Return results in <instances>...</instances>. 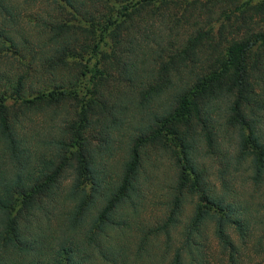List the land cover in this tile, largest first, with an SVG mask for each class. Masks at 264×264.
I'll list each match as a JSON object with an SVG mask.
<instances>
[{
	"label": "trees",
	"instance_id": "trees-1",
	"mask_svg": "<svg viewBox=\"0 0 264 264\" xmlns=\"http://www.w3.org/2000/svg\"><path fill=\"white\" fill-rule=\"evenodd\" d=\"M35 2L0 0V264H264L203 161L223 127L263 173L264 0Z\"/></svg>",
	"mask_w": 264,
	"mask_h": 264
},
{
	"label": "rangeland",
	"instance_id": "rangeland-1",
	"mask_svg": "<svg viewBox=\"0 0 264 264\" xmlns=\"http://www.w3.org/2000/svg\"><path fill=\"white\" fill-rule=\"evenodd\" d=\"M20 2V0H17ZM39 3H34L28 9L29 12L35 13L37 10H45V6L42 2L45 0H38ZM176 1H191V0H176ZM205 1V0H200ZM214 29L217 27V23L213 24ZM213 29V30H214ZM264 118V112H263ZM124 123H117V128L119 133H122L124 130ZM261 132L264 138V120L263 124L260 125ZM114 137H117L115 135ZM238 136L235 130L227 129L218 133V148L217 151L207 156L203 161L206 167L207 173L209 174V180L211 184L217 189L220 188V179L223 178L229 188L236 193L237 197L240 200L245 199L249 206L252 209H257L258 204H264V170L261 174V177L256 175V167L252 165L251 158L252 156H247L246 161L241 162L239 165H236L235 157L238 154ZM237 160V159H236ZM262 171V168H260ZM191 205L185 207V212L188 213ZM259 233H255L257 236ZM255 238L251 239V242L248 245V248H251ZM264 247V242H263ZM249 257H253L252 251H249Z\"/></svg>",
	"mask_w": 264,
	"mask_h": 264
}]
</instances>
